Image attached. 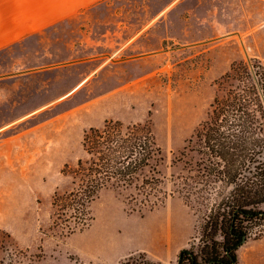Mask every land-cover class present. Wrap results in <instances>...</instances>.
<instances>
[{
    "label": "rangeland",
    "instance_id": "obj_1",
    "mask_svg": "<svg viewBox=\"0 0 264 264\" xmlns=\"http://www.w3.org/2000/svg\"><path fill=\"white\" fill-rule=\"evenodd\" d=\"M172 1L107 0L0 52V231L25 253L15 264H121L138 252L174 264L199 243L214 200L178 194L140 214L106 190L88 227L66 236L52 227V196L70 188L62 171L84 156L86 129L148 120L169 164L230 63L264 60V0H179L165 10ZM261 236L264 223L246 239Z\"/></svg>",
    "mask_w": 264,
    "mask_h": 264
},
{
    "label": "trees",
    "instance_id": "obj_2",
    "mask_svg": "<svg viewBox=\"0 0 264 264\" xmlns=\"http://www.w3.org/2000/svg\"><path fill=\"white\" fill-rule=\"evenodd\" d=\"M214 84L205 117L169 164L148 120L110 119L86 129L84 156L62 171L70 188L52 196V227L65 236L88 227L90 204L106 190L140 214L174 194L185 201L213 199L199 243L182 248L174 264H235L248 229L264 223V60H234ZM23 258L11 235L0 231V264ZM121 264L163 263L138 252Z\"/></svg>",
    "mask_w": 264,
    "mask_h": 264
},
{
    "label": "crops",
    "instance_id": "obj_3",
    "mask_svg": "<svg viewBox=\"0 0 264 264\" xmlns=\"http://www.w3.org/2000/svg\"><path fill=\"white\" fill-rule=\"evenodd\" d=\"M105 1L107 0H0V52L32 34L69 20L77 13ZM176 2L179 0H173L164 9L168 10ZM107 57L113 58V53ZM0 66L3 65L0 63ZM12 66H15V61ZM235 264H264V236L247 238L236 250Z\"/></svg>",
    "mask_w": 264,
    "mask_h": 264
}]
</instances>
